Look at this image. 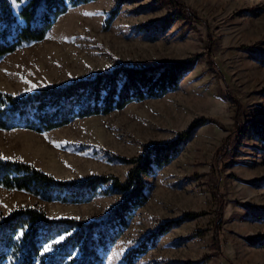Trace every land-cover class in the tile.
<instances>
[{"label":"rangeland","instance_id":"374dc122","mask_svg":"<svg viewBox=\"0 0 264 264\" xmlns=\"http://www.w3.org/2000/svg\"><path fill=\"white\" fill-rule=\"evenodd\" d=\"M180 1L191 16L179 11L176 0L69 6L43 39L0 56V89L20 94L119 63L198 55L178 87L162 96L46 131L0 128V155L30 160L63 178L114 173L124 179L131 163L118 155H137L145 143L170 140L205 116L208 121L180 153L146 177L148 199L130 217L105 264H127L122 256L130 246L186 211L199 215L173 226L133 264H264V245L252 241L264 234V140L247 127L252 121L264 124V0ZM168 14L172 19L163 21ZM237 123L243 132L219 154ZM121 196L100 193L85 202H61L0 185V211L36 204L52 217L99 218ZM218 212L223 222L217 242Z\"/></svg>","mask_w":264,"mask_h":264},{"label":"trees","instance_id":"16d2710c","mask_svg":"<svg viewBox=\"0 0 264 264\" xmlns=\"http://www.w3.org/2000/svg\"><path fill=\"white\" fill-rule=\"evenodd\" d=\"M87 1L90 0H17L20 5L15 9L12 0H0V56L22 44L43 39L69 6ZM176 2L182 14H193L185 3ZM171 19L172 15L168 14L163 21ZM197 57L196 54L148 64L119 63L92 76L45 84L20 94L0 89V128L46 131L78 117L105 114L132 101L162 96L178 87L183 76L194 67ZM208 119L205 116L194 118L176 137L147 142L137 155H118L122 161L131 163L124 179L114 173L63 178L30 160L0 155V185L6 188L23 189L45 200L75 203L89 201L100 193L122 194L107 215L99 218L52 217L36 204L0 211V264H105L106 255L128 227L130 217L148 199L146 177L173 160ZM247 127L264 140V124L252 121ZM242 132V124L237 123L222 142L219 154L226 152ZM197 215V211H186L178 218L164 220L130 246L122 260L133 264L173 226ZM215 220L214 237L218 242L223 222L219 212ZM24 225L28 227L25 235L20 236ZM60 235H65L66 239L45 252L44 245ZM252 239L264 245V234Z\"/></svg>","mask_w":264,"mask_h":264},{"label":"snow or ice","instance_id":"6c2138e0","mask_svg":"<svg viewBox=\"0 0 264 264\" xmlns=\"http://www.w3.org/2000/svg\"><path fill=\"white\" fill-rule=\"evenodd\" d=\"M12 3L14 6H17V0H12ZM21 78L24 79L26 83H30L29 81H27V79L25 77H21ZM3 159H10V157H3ZM27 227H28L27 225L21 226L20 236L25 235ZM65 239H66L65 235H60L57 239L53 240L51 243L45 244L44 245V251L45 252L51 251L53 249V244H59L62 241H64Z\"/></svg>","mask_w":264,"mask_h":264}]
</instances>
